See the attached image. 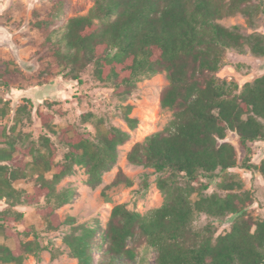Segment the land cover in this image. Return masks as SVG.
I'll list each match as a JSON object with an SVG mask.
<instances>
[{"label": "trees", "instance_id": "obj_1", "mask_svg": "<svg viewBox=\"0 0 264 264\" xmlns=\"http://www.w3.org/2000/svg\"><path fill=\"white\" fill-rule=\"evenodd\" d=\"M253 1L96 0L87 15L69 19L54 52L56 63L47 68L52 76L82 84L81 74L93 66L95 78L111 84L114 95L126 100L142 79L167 75L170 85L160 103L174 117L163 131L136 143L128 154L132 164L168 174L158 180L165 202L146 215L117 205L105 229L98 222L77 224L73 217L62 221L57 210L72 203L75 191L59 190V184L82 167L90 187L101 185L131 133L106 127L92 113L82 119L94 131H79L74 125L57 129L56 114L38 110L41 134L36 139L18 130L28 113L27 106H20L15 124L9 129L0 126V201L8 205L0 219V264H23L28 256L38 257L49 248L39 243L32 228L18 233L35 237L27 242L9 230L12 222H25L18 207L37 208L48 231L71 226L64 243L78 264H143L138 248L144 243L157 251V264H264V220L248 213L252 196L229 175L240 163L235 146L227 140L229 133L238 136L249 155L241 167L254 168L264 179V160L250 164L255 156L252 146L264 142V75L243 87L218 76L227 51L264 58V36L244 35L239 27L220 23L237 14L248 19L264 14V1L256 6ZM10 64L0 70V83L6 87L14 74ZM132 110L123 107L130 131L140 124ZM6 114L4 108L2 116ZM57 143L67 149L62 162L57 160ZM217 172L229 180L223 185L227 195L202 194L209 185L194 183ZM20 181L31 184L33 191L19 189ZM121 183L132 186L119 171L113 186ZM201 214L217 220L233 215L236 220L230 231L217 235L212 225L194 228ZM3 239H13L17 246Z\"/></svg>", "mask_w": 264, "mask_h": 264}, {"label": "rangeland", "instance_id": "obj_2", "mask_svg": "<svg viewBox=\"0 0 264 264\" xmlns=\"http://www.w3.org/2000/svg\"><path fill=\"white\" fill-rule=\"evenodd\" d=\"M96 0H0V70L10 64V87L0 83V126L9 129L15 124V116L20 106H27L19 131L30 133L36 139L41 134V122L37 111L55 113L54 123L57 129L74 125L79 131H94L92 124L83 122V115L92 113L105 121L106 127H117L131 133V140L119 147L117 165L103 176V182L96 188L88 185L89 175L85 168L76 167L74 175L66 177L58 186L59 190L72 189L75 197L71 204L57 210L62 221L68 217L76 219L77 224L95 225L97 222L105 229L113 208L126 204L130 210L143 215L160 208L165 202V195L158 188V180L168 174H158L152 168L134 165L128 160V154L136 143L157 132L163 131L174 117V112L164 109L160 97L170 82L165 73L151 78H144L137 83L130 98L123 100L114 95L111 84L99 82L94 76V67L89 66L83 73L82 84L65 77L52 76L48 65L55 64L54 52L61 45L66 32V25L73 17L85 16L94 7ZM260 1L254 0V6ZM227 28L239 27L244 35L259 34L264 36V14L259 12L248 19L242 14L226 18L220 22ZM264 75V58H257L246 52L240 55L227 51L225 66L219 77L234 81L243 87ZM131 106L132 117L140 120L138 128L130 131L125 121L123 107ZM6 108L7 114L2 116ZM237 150L240 167L229 172L235 181L243 184V191L249 192L253 203L248 213L264 220V179L253 168L241 166L248 159V152L240 145L238 136L229 133L228 139ZM59 162H62L67 149L57 143ZM255 156L250 164L259 165L264 160V144H254ZM2 148V146H0ZM119 171L132 181V186L121 183L113 186ZM228 178L219 172L212 178L201 177L195 182L196 187L209 185L202 194L213 193L225 196L223 188ZM229 181V180H228ZM19 189L33 191V186L26 181L17 184ZM8 205L0 201V219ZM17 211L25 214V222H12L9 230L23 242L35 240L18 233L26 228L34 229L39 235V243L48 245L38 257L28 256L23 264H78L64 243L71 226L64 225L57 232L48 231L46 224L34 207H18ZM236 217L228 216L224 220L197 215L194 221L196 230L212 225L217 235L231 230ZM15 248L13 239H3ZM132 246V243H131ZM139 259L143 264H157V251L146 243L138 248Z\"/></svg>", "mask_w": 264, "mask_h": 264}, {"label": "crops", "instance_id": "obj_3", "mask_svg": "<svg viewBox=\"0 0 264 264\" xmlns=\"http://www.w3.org/2000/svg\"><path fill=\"white\" fill-rule=\"evenodd\" d=\"M58 78H59V77H58ZM258 144H262V145H263V144H264V142H260V143H258Z\"/></svg>", "mask_w": 264, "mask_h": 264}, {"label": "water", "instance_id": "obj_4", "mask_svg": "<svg viewBox=\"0 0 264 264\" xmlns=\"http://www.w3.org/2000/svg\"><path fill=\"white\" fill-rule=\"evenodd\" d=\"M264 1V0H263Z\"/></svg>", "mask_w": 264, "mask_h": 264}]
</instances>
